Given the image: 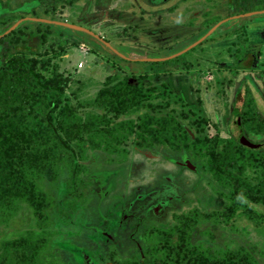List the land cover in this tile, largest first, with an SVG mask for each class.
Returning <instances> with one entry per match:
<instances>
[{"label": "rangeland", "instance_id": "1", "mask_svg": "<svg viewBox=\"0 0 264 264\" xmlns=\"http://www.w3.org/2000/svg\"><path fill=\"white\" fill-rule=\"evenodd\" d=\"M247 7L252 9L241 17L238 11ZM263 7V0L248 6H239L237 0H76L53 8L40 0H0V16L21 15L12 25H25L32 32L36 23H49L40 24L45 42L40 33H31L27 43L38 56L50 52L44 77L53 69L69 76L63 99L79 115L105 113L118 121L136 118L144 110L169 112L193 138L228 134L238 85L241 92L244 84L248 86L264 113ZM5 46L0 42V57ZM244 52L254 53L252 67L236 66L235 54ZM160 59L161 65L148 63ZM109 74L147 75L150 84L158 86L151 101L161 107L114 114L95 104L96 91ZM195 99L202 111L190 105ZM263 137L252 133L249 139ZM123 146L128 149L123 157L90 149L78 161L84 166L78 175L88 185L65 215L54 213L51 226L49 256L61 264H105L111 246L121 255L140 251L141 231L148 225H170L177 214L192 210L219 214L224 209L228 188L203 160L162 144L138 147L132 136ZM66 180L67 170L62 168L58 180L45 186L60 198ZM35 225L31 207L24 204L7 224H0V239ZM205 227L214 239L195 231L194 241L213 248L250 245L257 255L264 250V235L245 216L224 221L219 214L215 227L205 218L198 229Z\"/></svg>", "mask_w": 264, "mask_h": 264}, {"label": "trees", "instance_id": "2", "mask_svg": "<svg viewBox=\"0 0 264 264\" xmlns=\"http://www.w3.org/2000/svg\"><path fill=\"white\" fill-rule=\"evenodd\" d=\"M40 1L53 8L58 2L71 4L76 0ZM253 1L261 0L237 3L248 6ZM250 9L238 14L245 17ZM20 17L10 13L0 16V42L6 44L0 57V224H7L27 204L36 225L0 239V264H61L49 256L51 226L54 213L65 215L67 207L82 198L88 185L78 175L84 167L78 161L85 159L90 149L123 157L128 152L123 144L129 136L138 147L162 144L203 160L213 177L228 188V201L219 212L222 219L245 216L264 235V137L250 139L259 143L257 147L240 141L241 135L249 138L252 133L264 134V113L246 84L242 92L241 85L234 90L239 125L232 119L226 136L215 132L192 138L169 112L153 114L144 110L136 118L118 121L105 113L86 112L81 116L63 99L69 76L53 69L52 75L44 77L42 69L51 62L50 52L38 56L27 43L30 33H40L45 42L40 24L49 23H36L32 32L25 25H12ZM254 56L253 52L236 53V66L252 67ZM162 61L148 63L161 65ZM146 76L107 75L96 91L94 103L114 114H129L144 106L160 108V103L151 101L158 86L150 84ZM197 101L189 103L202 111ZM62 168L67 170V180L58 199L45 185L57 181ZM219 214L192 210L177 214L170 225H148L141 231L140 251L121 255L111 246L105 252V264H264V250L257 255L250 245L213 248L193 240L195 231L214 239L212 231L198 227L205 218L215 227Z\"/></svg>", "mask_w": 264, "mask_h": 264}, {"label": "water", "instance_id": "3", "mask_svg": "<svg viewBox=\"0 0 264 264\" xmlns=\"http://www.w3.org/2000/svg\"><path fill=\"white\" fill-rule=\"evenodd\" d=\"M41 20H44V21H49V20H46V19H41ZM15 26V25H13ZM12 26V27H13ZM233 121L239 125V119H238V114H237V108H234V111H233ZM240 141L244 144V145H247V146H250V147H257L259 145V143H256V142H253L251 141L249 138H247L246 136L244 135H241L240 137Z\"/></svg>", "mask_w": 264, "mask_h": 264}, {"label": "built area", "instance_id": "4", "mask_svg": "<svg viewBox=\"0 0 264 264\" xmlns=\"http://www.w3.org/2000/svg\"><path fill=\"white\" fill-rule=\"evenodd\" d=\"M79 64H81V63L79 62Z\"/></svg>", "mask_w": 264, "mask_h": 264}, {"label": "crops", "instance_id": "5", "mask_svg": "<svg viewBox=\"0 0 264 264\" xmlns=\"http://www.w3.org/2000/svg\"><path fill=\"white\" fill-rule=\"evenodd\" d=\"M31 34V33H30Z\"/></svg>", "mask_w": 264, "mask_h": 264}]
</instances>
